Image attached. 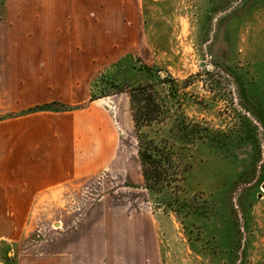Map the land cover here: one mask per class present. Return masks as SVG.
<instances>
[{
  "label": "rangeland",
  "instance_id": "374dc122",
  "mask_svg": "<svg viewBox=\"0 0 264 264\" xmlns=\"http://www.w3.org/2000/svg\"><path fill=\"white\" fill-rule=\"evenodd\" d=\"M21 1L27 0H8L0 33L16 32L22 13L31 10L19 8ZM39 1L69 2L71 49L95 48L102 55L93 72L71 74L73 93L90 95L78 108L90 106L94 95L118 131V159H100V172L72 191L75 225L93 227L73 245L90 261L84 264L149 257L146 238L125 237L148 229L138 216L144 213L155 222L161 264H264V0ZM130 53L139 66L171 80L160 91L175 87L172 115L196 131L181 132L182 139L169 144L179 150L167 185L161 183L171 188V198L144 187L127 91L101 97L97 78L114 75L113 64ZM167 120L148 129L150 139L170 129ZM23 219L34 231L22 249L27 258L43 260L45 244L38 241L45 240L48 220ZM4 220L11 230L14 218H0V225Z\"/></svg>",
  "mask_w": 264,
  "mask_h": 264
},
{
  "label": "crops",
  "instance_id": "0c3cea01",
  "mask_svg": "<svg viewBox=\"0 0 264 264\" xmlns=\"http://www.w3.org/2000/svg\"><path fill=\"white\" fill-rule=\"evenodd\" d=\"M21 3L19 8L31 12L22 13L16 32L0 33V218H14L11 230L8 220L0 225V263L84 264L90 261L84 262L73 245L86 240L93 227L75 225L72 191L100 172V159H118L120 144L116 123L101 105L90 101L88 107H77L90 95L75 97L71 74L93 72L102 55L95 48L71 49L69 2ZM51 103L76 108L34 111ZM44 215L49 224L45 240L38 243L45 244V257L27 258L21 243L34 228L23 218ZM138 216L150 226L125 237L146 238L151 254L132 255L130 261L161 264L155 222L151 215Z\"/></svg>",
  "mask_w": 264,
  "mask_h": 264
},
{
  "label": "trees",
  "instance_id": "16d2710c",
  "mask_svg": "<svg viewBox=\"0 0 264 264\" xmlns=\"http://www.w3.org/2000/svg\"><path fill=\"white\" fill-rule=\"evenodd\" d=\"M8 0H0V23L4 21L8 11ZM116 72L114 75L99 76L101 97H107L115 94L126 93L129 97V107L131 118L133 121L134 132L138 143V153L140 166L143 174L144 187L149 194L156 193L165 198H171V188L167 187V179L172 164L175 161V154L179 150H175V142L177 138L182 139V133L196 132L194 128L185 126L183 122H179L172 115L173 101L177 100V90L172 87L168 94H162L160 88L168 85L171 80L164 78L158 71L153 68L141 64L132 59V53L127 54L116 63L113 64ZM129 69L130 74L126 77L122 75L120 70ZM129 84L132 86L129 89ZM92 96L91 101H94ZM66 106L59 103H51L39 106L34 111H61L67 110ZM168 117L171 127L166 133L155 134L156 138L150 139L148 129L154 131V124L163 123L159 120ZM146 130V131H144ZM146 132V133H145ZM201 132V131H200ZM188 135V134H187ZM169 146V147H167ZM165 183V184H161Z\"/></svg>",
  "mask_w": 264,
  "mask_h": 264
},
{
  "label": "water",
  "instance_id": "95a60500",
  "mask_svg": "<svg viewBox=\"0 0 264 264\" xmlns=\"http://www.w3.org/2000/svg\"><path fill=\"white\" fill-rule=\"evenodd\" d=\"M162 76H164V74H162ZM0 264H2V263H0Z\"/></svg>",
  "mask_w": 264,
  "mask_h": 264
}]
</instances>
